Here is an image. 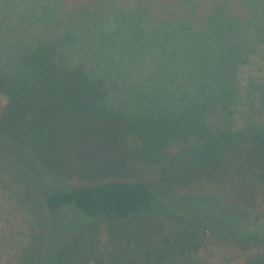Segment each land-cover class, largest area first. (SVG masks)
Returning a JSON list of instances; mask_svg holds the SVG:
<instances>
[{"label": "trees", "instance_id": "1", "mask_svg": "<svg viewBox=\"0 0 264 264\" xmlns=\"http://www.w3.org/2000/svg\"><path fill=\"white\" fill-rule=\"evenodd\" d=\"M12 1L16 0H0V94L7 98L0 106V264H208L202 254L207 234L250 250L241 264H264V206L254 198L264 195V25L254 42L239 45L234 73H226L223 79L232 87L222 92L232 106L235 96L244 93V99L231 108L210 104L205 111L209 129L222 137L224 152L214 157L208 152L203 162L196 154L200 140L188 141L187 146L183 142L181 148L184 136H180L187 134L174 133L172 116L167 122L160 121L162 117L144 118L153 125L142 122L141 133L152 129L159 149L146 148L144 156L126 163H140L146 172L158 171L154 184L105 179L73 186L65 183L64 172L71 158L78 161L81 175L106 174L110 162L99 146L108 137L118 147L124 135L137 132L139 124L127 126L117 118L116 106L105 100L104 84L82 66L57 65L60 60L52 49L56 35L68 29L75 36L67 27L69 20L63 18L54 29L39 24L19 30L12 21L18 12ZM124 1L93 0L85 13L90 14L88 7L95 8L90 16L107 29L125 8H129L128 19L137 21L139 3ZM248 1L182 0L183 5L169 4L165 21H159L162 14L150 15L149 7L141 6L148 19L173 34L186 21L193 36L210 34L232 42L256 19ZM108 15H114L110 26ZM3 42L19 44L18 52L4 55ZM42 64L48 70L44 76L38 73ZM248 64L263 66L260 76L248 74L244 82L242 66ZM70 115L74 122L65 120ZM236 116L244 123L242 130L231 122ZM171 147L180 153L178 159L169 153ZM232 171L238 183L255 184L244 191L233 190L230 204L221 194L174 191L183 183L227 179ZM103 222L108 259L101 257L98 241Z\"/></svg>", "mask_w": 264, "mask_h": 264}, {"label": "rangeland", "instance_id": "2", "mask_svg": "<svg viewBox=\"0 0 264 264\" xmlns=\"http://www.w3.org/2000/svg\"><path fill=\"white\" fill-rule=\"evenodd\" d=\"M22 1H12L15 10H18L16 17L12 20L17 24L15 25L17 29L30 30L39 24H51L54 29L55 25L59 26L63 18L69 20L70 25L67 27L74 31L75 36H71L68 29L56 35L52 49L55 50V56L60 60L57 65L82 66L91 77H97V83L104 84L106 87L105 100L107 104L116 106L117 118L124 120L127 126L139 124L137 132L133 131V134L124 135L123 142H120L118 147L115 141L108 137L99 146V151L103 153L105 160L110 162L109 166H106L108 170L106 174L97 171L90 175H81L77 167L78 161L71 158L70 166L64 170L68 175L65 183L73 186H86L105 179H142L154 184L158 171L156 174L152 171L150 173L146 172L145 167L140 163L136 165L126 163L131 158L144 156L146 148L151 151L159 149V142L152 129H146L144 133H141L142 122H148L149 126L153 125L151 120L144 118L160 119L162 117L160 121L164 119L167 122L172 116L174 133L177 134V131L184 130L187 134L180 136L181 138L184 136L180 140L181 148L184 147L183 142L187 146L188 141L200 140L202 143L196 148V154L202 157L203 162L204 158L209 157L208 152H211L214 157L225 151L222 137L218 138L209 129L205 111L209 110L210 104H215L218 108L226 106L231 108L244 99V93L241 94L242 96H235V105L232 106L229 97L222 94L223 90L226 91L232 87H229L223 79L226 73H234L236 66L234 57L241 53L239 45L252 43L260 35L264 25V3L251 0V6L256 10V19L246 24L245 32L237 35L230 42L224 37L219 39L210 34L193 36L194 32L187 26L186 21L179 23L178 32L173 34L167 26L156 25V20L148 19L145 15L144 9L149 7L147 10L150 15L162 14L159 21L168 20L165 14L170 12L169 4L182 3V0H135L140 8H137L140 11H137L139 16L137 21L133 17L128 19L129 8H125L115 17V22L109 29L107 26L100 25L95 19L96 16H90L95 8L88 7L91 12L90 14L85 13V6L90 5L93 0ZM120 1L126 4V1ZM141 5H144V9ZM106 17L110 18L107 23L110 26L114 15ZM145 18L150 20V23ZM95 22L98 25H95ZM28 23L33 25L26 26ZM1 47L3 54L7 56L13 50L17 53L19 44L3 42ZM255 60H257L256 57ZM51 62L47 58V64L50 65ZM262 66L249 64L242 66L243 81L245 82L248 74L260 76L259 68ZM38 73L44 76L48 74V70L42 64ZM6 100L7 98L0 94V106L5 105ZM65 120L74 122L72 115ZM231 122L236 126L239 124L241 130L244 128V123L238 116ZM235 137L240 138L241 135L236 134ZM121 149L125 152L123 153ZM169 153L177 159L181 156L178 150L172 147ZM115 162L118 164L115 165ZM120 162H122L121 165ZM155 166L151 165L152 168ZM232 172L227 179L183 183L174 187V191L180 194L200 196L221 194L230 204L233 200V190L238 188L244 191L255 184L253 182L238 183L237 173ZM258 196L257 194L254 198L263 207L264 195ZM100 228L98 235L100 255L108 259L111 256L108 254L110 246L108 234L105 232L107 224L103 222ZM205 240L202 254L208 264L227 262L241 264L243 254L250 251L248 249L242 251L233 244L212 238L209 234L206 235ZM251 253L256 254L257 252L252 250Z\"/></svg>", "mask_w": 264, "mask_h": 264}]
</instances>
